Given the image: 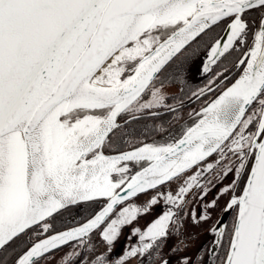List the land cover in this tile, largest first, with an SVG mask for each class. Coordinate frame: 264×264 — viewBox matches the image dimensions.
<instances>
[{"label": "snow or ice", "instance_id": "snow-or-ice-1", "mask_svg": "<svg viewBox=\"0 0 264 264\" xmlns=\"http://www.w3.org/2000/svg\"><path fill=\"white\" fill-rule=\"evenodd\" d=\"M209 220L191 253L185 224ZM66 247L62 264H264V0H0V264Z\"/></svg>", "mask_w": 264, "mask_h": 264}, {"label": "flooded vegetation", "instance_id": "flooded-vegetation-1", "mask_svg": "<svg viewBox=\"0 0 264 264\" xmlns=\"http://www.w3.org/2000/svg\"><path fill=\"white\" fill-rule=\"evenodd\" d=\"M197 83H200V81L195 82L194 84H197ZM167 87H168V89H166L165 91L169 95L175 94L177 92V89L175 87H172V86H167ZM189 95H190V93H189ZM201 101L193 102L191 104L185 103V106L180 110V112L178 114L163 115L160 117V120H158V121H150V122L148 121V129H151V128L155 127V125L163 123V127L167 128L169 131L178 132L180 127L182 125H184L190 119V114H192L195 111H198L199 107H201V105L203 104ZM167 103L173 104L175 102L172 100H168ZM160 111L163 112L164 110L161 109ZM173 115H178L179 118L173 119ZM148 129H144V132H147ZM161 135L162 134H160L159 132H150L148 135H144L138 131L137 135L130 137L129 139L134 140V141L145 140L147 142H150L153 139H157V140L160 139ZM125 150H127V149H125ZM230 179H231V177H229V180ZM148 195H151V193H149ZM213 195H214V193H210L208 196V199L211 200ZM146 199H147L146 196H140L136 202L140 203L141 201H144ZM196 203H198V201L195 198H193L192 203L189 205V208L195 207ZM221 204H223V201H221ZM160 211H162V208H157L150 215L142 216L138 221L139 225L141 227H144L146 221H150L151 219H153L154 216L157 215ZM218 214H219V209H216V211L213 212V220H215L218 217ZM225 218H226L225 221H227L229 219L228 216H226ZM213 220H209L206 224H202L200 227H193L191 224H188V223L185 224V236H187L188 233L191 232V233L195 234L196 237H198L197 239H194L191 241V247L189 249V251L191 253H195L196 248L202 242H206L209 239V237L206 235V231H207L209 225L213 223ZM128 231L129 230H125V236L127 235ZM125 236H122L121 240L124 242V244H127V243H129V241L125 238ZM132 242L134 243L135 241H132ZM173 242H174V238H173V240H169L168 243H169V245H171ZM121 251H123V248H121ZM166 251H167V248L165 249V252ZM63 255H59L57 253V251H55V252L51 253V255L49 257H47L44 261H42V264H62V261L59 262V259H57V256L62 257ZM129 264H137V261L132 260L129 262Z\"/></svg>", "mask_w": 264, "mask_h": 264}, {"label": "rangeland", "instance_id": "rangeland-1", "mask_svg": "<svg viewBox=\"0 0 264 264\" xmlns=\"http://www.w3.org/2000/svg\"><path fill=\"white\" fill-rule=\"evenodd\" d=\"M166 89H168V87H166L165 88V90ZM148 97H145V99H147ZM202 103H203V100L201 101ZM200 108V107H199ZM199 110V109H198ZM69 251V248H62V249H59L58 251H57V253L59 254V255H63L64 253H66V252H68ZM62 257L61 256H57V259H59V262H61V259Z\"/></svg>", "mask_w": 264, "mask_h": 264}, {"label": "trees", "instance_id": "trees-1", "mask_svg": "<svg viewBox=\"0 0 264 264\" xmlns=\"http://www.w3.org/2000/svg\"><path fill=\"white\" fill-rule=\"evenodd\" d=\"M249 44H251V37L249 38ZM195 82H198V81H194V83H195ZM149 122H150V121H149Z\"/></svg>", "mask_w": 264, "mask_h": 264}, {"label": "water", "instance_id": "water-1", "mask_svg": "<svg viewBox=\"0 0 264 264\" xmlns=\"http://www.w3.org/2000/svg\"><path fill=\"white\" fill-rule=\"evenodd\" d=\"M225 217H226V216H225ZM225 217L223 218L224 220L226 219Z\"/></svg>", "mask_w": 264, "mask_h": 264}]
</instances>
